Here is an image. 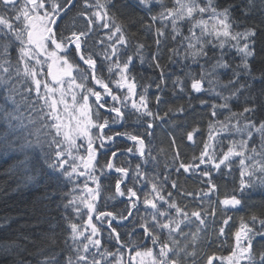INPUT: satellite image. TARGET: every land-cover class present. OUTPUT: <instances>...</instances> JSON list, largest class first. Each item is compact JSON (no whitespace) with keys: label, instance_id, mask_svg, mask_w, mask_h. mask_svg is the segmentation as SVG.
Returning <instances> with one entry per match:
<instances>
[{"label":"snow or ice","instance_id":"snow-or-ice-1","mask_svg":"<svg viewBox=\"0 0 264 264\" xmlns=\"http://www.w3.org/2000/svg\"><path fill=\"white\" fill-rule=\"evenodd\" d=\"M73 9L71 27L61 28L59 21ZM136 10L149 21L143 30L151 34L155 51L119 22ZM254 16H259L258 25L248 23ZM0 37L5 38L0 89L10 105L0 104V120L7 124L0 132V151L21 153L24 167L39 148L57 179L73 185L63 203L66 258L50 257L44 264H122L128 245L120 226L131 227L128 235L140 234L142 250L133 249L138 264H264V247L257 249L255 243L264 241V213L241 218L229 255L206 251L215 243L209 232L216 231L218 216L213 173L228 169L231 175L238 161L239 184L218 199L221 213L242 205L245 193L264 189V115L257 119L264 103L251 96L248 83V78L257 79L251 62L258 38L264 37V0H0ZM137 60L157 72L158 81L143 83L135 71ZM174 65L181 74L173 79L168 68ZM221 75L228 79L222 81ZM259 79L264 83V70ZM169 81L173 95L188 98V105L175 112H195L192 101H198L207 110L209 131L200 140L199 156L189 163L174 151L171 167L165 163L158 171L159 154L150 138L157 121L165 122L174 110L161 115L153 107L167 103L163 94ZM153 86L156 91L150 92ZM242 96L245 106L234 111ZM64 116L75 121L71 129ZM203 136L199 126L185 125L179 139L195 143ZM257 136L259 149L250 147ZM119 141L131 143L120 147ZM170 145H177L176 136ZM101 156L106 157L102 165ZM125 156L137 161L134 168L130 160L122 162ZM173 172L195 175L203 187L183 190ZM112 174L114 197L127 204L120 213L96 208L100 181ZM174 193L193 206L178 202ZM231 219L221 220L217 238L226 235V227L231 231ZM105 231L116 253L103 248Z\"/></svg>","mask_w":264,"mask_h":264},{"label":"trees","instance_id":"trees-1","mask_svg":"<svg viewBox=\"0 0 264 264\" xmlns=\"http://www.w3.org/2000/svg\"><path fill=\"white\" fill-rule=\"evenodd\" d=\"M133 2L134 0H119L120 4H132ZM165 3H170V0H165ZM75 16L76 9H73L62 21H59L60 27L70 28ZM129 16L132 18L128 19L122 16L119 22L124 23L134 37L145 42L151 46L152 51H155L151 34L143 30V25L149 23L147 19H144L145 13L139 10L134 12L129 11ZM142 19L143 24L140 23ZM248 23L258 25L259 16H254ZM4 42L5 38L0 37V47H2ZM135 42L136 40H133V43ZM262 49H264V37H259L256 44L257 55L254 61L251 62L254 66L252 76L257 77V79L253 81L251 78H248V83L252 84L250 94L257 99V103H264V95H262L264 93V83L259 79L261 71L264 70V50ZM16 50L17 44L13 43L10 48L12 55L16 54ZM162 62L167 63L166 55ZM238 62V59L234 60V63ZM135 71L139 77L143 78L142 82L145 84L150 83L152 80L158 81V73L150 69L147 63L141 65L137 60ZM168 74L172 75L173 79L175 75H180L179 66H170ZM227 79L228 77L221 75L222 81H226ZM155 91V87L153 86L150 92ZM248 94L245 93V95ZM163 95L167 103L162 104L159 109L153 107V110L159 111L163 115L169 108H172L174 114L170 113L169 117H166L165 122L157 121L154 135L150 138L151 147L155 150V153L159 154L160 169L158 171L163 170L165 163H169L171 167L170 162L174 151L178 150L181 153V160L189 163L192 161L193 156H199L200 150L203 148L200 140H206L209 131L207 110L200 108L198 101H192L193 104L197 105L195 112L189 110L187 114H180L176 113L175 110L181 106L188 105L187 95H173L171 81L168 82ZM2 96L3 89H0V104H5ZM5 106L10 107L7 104ZM243 106L245 105L244 97L242 96L239 98V105L234 106L233 110L242 111ZM262 115L264 114H258L257 119L259 120ZM177 125L181 127H177ZM185 125L199 126L204 132V136L198 137L195 143L180 140L179 138L183 133V126ZM6 128L7 124L3 120H0V132H4ZM172 136H176L177 145H170ZM128 145L130 146V144ZM119 146L123 147L125 144H119ZM253 146L259 149V136L256 137V143L250 145V147ZM32 157L33 159L41 160L42 166L40 168L21 167L20 163L23 160L21 153L0 151V247L4 248L0 250V264H44L50 257H57L63 260L67 255L64 251V239L68 233L64 217L68 213L64 209L63 203L66 202L65 193L71 191L73 185L57 179L56 175L45 164L39 148L32 151ZM105 159L106 157H100L101 165L105 162ZM123 160H130V166L133 168L137 162L134 158L128 156L123 157L122 162ZM233 167L237 170L233 171L231 175L228 174V169H224L223 175L219 172L213 173V182L218 186V193L216 196H213L212 203L214 206H217L218 216L217 223L214 225L216 231L210 230L209 232V240H215V243L211 249H206V251L210 253L215 252L216 255L227 256L230 254V250L235 246L234 233L239 229L241 218L248 221L253 214L260 216L264 213V189L260 188L245 193L244 202L237 209L232 211L226 209L222 213L219 212V208L223 206L218 205V199H223L226 193H230L239 184L238 161ZM115 178L116 175L112 174L101 179L100 194L96 201L98 211L120 213L127 207V204L122 202V199L117 196L114 197ZM172 178L178 179L183 190L199 191L203 187L201 181L195 175L191 178L186 175L177 177L175 172H173ZM82 180L83 178H81ZM89 186L94 187L95 185L89 181ZM174 195L178 202L188 203L190 207L193 206L192 201L183 200L179 194L174 193ZM205 207H207V202H205ZM227 216L232 217L229 221L231 231H228L226 227V235L217 238L221 220ZM94 222L99 226V222ZM256 227H259V224ZM118 231L121 233L122 241L127 243L128 246H133L136 250H142L139 247L141 243L139 233L135 236L128 235L131 231L130 226H120L118 227ZM101 243L103 248L109 249L112 253L117 252V245L114 241H109L107 231L103 232ZM255 243L257 249L264 247V241H257ZM149 246L151 245L149 244ZM131 255L134 258L132 264H138L139 258H135L134 251H132ZM124 260L125 251L123 250L122 264H124Z\"/></svg>","mask_w":264,"mask_h":264},{"label":"bare ground","instance_id":"bare-ground-1","mask_svg":"<svg viewBox=\"0 0 264 264\" xmlns=\"http://www.w3.org/2000/svg\"><path fill=\"white\" fill-rule=\"evenodd\" d=\"M35 165L34 167L36 168H40L42 166V162L40 159H33L32 157V164H29L27 165L28 167H33L32 165ZM51 170V169H50ZM46 171H49V170H46ZM51 172V171H50ZM105 212H108V211H105ZM4 248L0 247V250H3Z\"/></svg>","mask_w":264,"mask_h":264},{"label":"water","instance_id":"water-1","mask_svg":"<svg viewBox=\"0 0 264 264\" xmlns=\"http://www.w3.org/2000/svg\"><path fill=\"white\" fill-rule=\"evenodd\" d=\"M239 207V206H238ZM236 209V208H235ZM228 210H234V209H228ZM125 250H126V264H128V259H129V257H130V254H131V250H132V248H127V247H125L124 248Z\"/></svg>","mask_w":264,"mask_h":264},{"label":"flooded vegetation","instance_id":"flooded-vegetation-1","mask_svg":"<svg viewBox=\"0 0 264 264\" xmlns=\"http://www.w3.org/2000/svg\"><path fill=\"white\" fill-rule=\"evenodd\" d=\"M49 80H50V78H49ZM68 121H70L69 119H68ZM71 122V121H70ZM119 144H129V143H127L126 141H120V143Z\"/></svg>","mask_w":264,"mask_h":264},{"label":"rangeland","instance_id":"rangeland-1","mask_svg":"<svg viewBox=\"0 0 264 264\" xmlns=\"http://www.w3.org/2000/svg\"><path fill=\"white\" fill-rule=\"evenodd\" d=\"M67 118H68L67 116H64V117H63V120H65V119L67 120ZM74 123H75V121H72L71 128H72V125H74ZM71 128H70V129H71Z\"/></svg>","mask_w":264,"mask_h":264}]
</instances>
